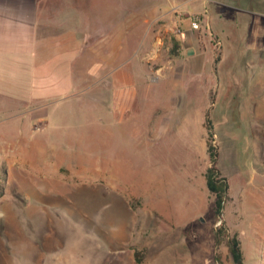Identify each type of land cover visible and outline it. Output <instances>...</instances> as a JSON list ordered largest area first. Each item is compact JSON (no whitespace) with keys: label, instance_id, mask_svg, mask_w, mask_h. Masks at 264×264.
Wrapping results in <instances>:
<instances>
[{"label":"rangeland","instance_id":"rangeland-1","mask_svg":"<svg viewBox=\"0 0 264 264\" xmlns=\"http://www.w3.org/2000/svg\"><path fill=\"white\" fill-rule=\"evenodd\" d=\"M39 1L50 11L65 5ZM213 1L217 13L207 22L179 0H76L85 13L74 20L73 76L76 89L93 98H74L51 116L46 134L68 161L48 174L51 163L41 158L42 169L8 166L3 128L19 118L0 109V264H235L225 244L215 245L221 221L237 232L245 264H264V0ZM157 3L169 18L145 21L144 9ZM194 14L193 41L199 43L201 29L213 46L211 64L200 72L199 63L180 59L174 46L175 37L193 29ZM212 23L232 31L230 41L237 34L242 42L258 36L259 48L242 47L235 60L233 42L228 46L220 32H209ZM147 27L165 54L155 57L153 46L145 52ZM117 28L127 47L120 59L136 39L143 46L138 95L124 113L101 96L111 84L110 67L100 63L112 51L101 40ZM6 104L0 97V108ZM206 111L217 167L228 183L219 219L203 175Z\"/></svg>","mask_w":264,"mask_h":264},{"label":"crops","instance_id":"crops-1","mask_svg":"<svg viewBox=\"0 0 264 264\" xmlns=\"http://www.w3.org/2000/svg\"><path fill=\"white\" fill-rule=\"evenodd\" d=\"M50 1L53 3L63 2L65 5L62 7L59 4L52 5L54 10L50 11L49 3L41 4L39 0H0V97L7 103L0 109L10 110V112L16 113L19 118V121L11 129L3 128L2 141L4 145L8 146L4 157L10 168L18 162L19 168L22 163H25L34 168L41 165V168L38 167L39 169L44 167L39 161L41 158L42 161L51 163L50 166L47 164L44 169L45 174L48 169L58 168L55 163L68 161L64 155L65 152L60 148L57 149L55 140L53 143L46 134L47 128L50 127L51 116L57 113L61 106L71 105L74 101L70 100L74 98H93L91 94L86 95V89H76L73 76L76 49L79 47L74 20L78 16L77 13H80V18L83 16L84 9L76 6V0ZM179 1L190 4L193 8L192 13L199 11L207 22L209 13H217L214 10L217 1ZM60 8L63 9L60 10ZM144 12L145 21L151 20L152 22L162 15L169 18L168 12H163L158 3L147 10L144 9ZM221 16L217 15L215 18ZM65 19L70 21L67 22V26L63 24ZM60 24L64 25L62 29ZM215 26V24L209 26V32H220L223 42L229 43L228 46L233 42L235 60L240 59V50L238 49L242 47L259 48L258 36H250L242 42L240 35L237 34L230 41L229 33L232 31L224 26L218 31ZM147 28L146 32L150 35L142 42L145 52L151 50L153 46V48L155 47L153 52L155 57L162 53L165 54V51L159 54L162 44L160 45L158 41H153L151 38L155 30L151 27ZM195 29L193 28L179 37L174 35L176 40L174 46L176 47L175 53L180 59L191 60L194 63L197 61L200 72L204 65L211 64L210 57L207 56L213 46L210 41L205 39L207 32L201 29H199V43L198 41L194 42L193 31ZM174 30L176 29L174 28ZM122 34L123 31L117 28L116 35L101 40L110 45L112 51L110 56L107 53L103 57L100 64L106 68L110 67L106 75L109 76L111 84V89L103 92L101 96L111 99L112 107L124 113L133 107L134 99L138 95L136 87L140 77H137L136 69L140 76L144 69H142L140 60V50L143 49L140 44L141 39H136V45L130 55L120 59V56L124 55L123 51L127 49ZM191 47L194 48L191 49ZM213 61L214 59H212ZM104 105L107 107L106 103ZM149 134L155 135L154 132ZM23 140L26 141L25 145H22ZM24 146L27 148H23ZM29 147L33 148V152L29 150ZM18 148L20 149L18 150ZM27 159H30L35 165L27 163ZM70 161L79 162L76 159Z\"/></svg>","mask_w":264,"mask_h":264},{"label":"trees","instance_id":"trees-1","mask_svg":"<svg viewBox=\"0 0 264 264\" xmlns=\"http://www.w3.org/2000/svg\"><path fill=\"white\" fill-rule=\"evenodd\" d=\"M209 111L205 112L204 127L207 132L206 150L209 160V166L204 171L205 184L209 192L214 197V215L217 219L222 213L225 199L227 198L228 183L225 176H223L217 167L218 151L213 143V126L209 117ZM215 245L219 246L225 244L235 264H245L244 253L241 241L237 232L230 233L223 221L220 222L214 229Z\"/></svg>","mask_w":264,"mask_h":264},{"label":"built area","instance_id":"built-area-1","mask_svg":"<svg viewBox=\"0 0 264 264\" xmlns=\"http://www.w3.org/2000/svg\"><path fill=\"white\" fill-rule=\"evenodd\" d=\"M199 16L198 15H192V27L197 28L199 26ZM176 31H180V27L176 29Z\"/></svg>","mask_w":264,"mask_h":264}]
</instances>
